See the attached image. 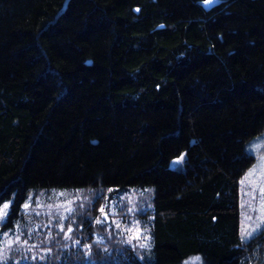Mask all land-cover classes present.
I'll use <instances>...</instances> for the list:
<instances>
[{
	"label": "trees",
	"instance_id": "16d2710c",
	"mask_svg": "<svg viewBox=\"0 0 264 264\" xmlns=\"http://www.w3.org/2000/svg\"><path fill=\"white\" fill-rule=\"evenodd\" d=\"M263 127L264 0H0V202L153 191L142 252L104 232L25 264H254L239 178Z\"/></svg>",
	"mask_w": 264,
	"mask_h": 264
},
{
	"label": "rangeland",
	"instance_id": "374dc122",
	"mask_svg": "<svg viewBox=\"0 0 264 264\" xmlns=\"http://www.w3.org/2000/svg\"><path fill=\"white\" fill-rule=\"evenodd\" d=\"M245 149L254 154V160L239 178V236L244 241L264 228V127L246 141ZM178 160L174 158L171 164ZM152 196L149 185L129 187L99 199L87 187L38 188L28 190L13 213L15 197H5L0 206L10 202V207L0 221V264L47 262L51 254L65 252L69 245H78L87 254L91 241L105 238L104 232L142 252L150 244ZM101 208L103 215L97 218ZM90 217L104 223V229L81 227L80 221ZM253 249L254 264H264V238L258 239ZM201 263L200 254L181 261Z\"/></svg>",
	"mask_w": 264,
	"mask_h": 264
},
{
	"label": "snow or ice",
	"instance_id": "6c2138e0",
	"mask_svg": "<svg viewBox=\"0 0 264 264\" xmlns=\"http://www.w3.org/2000/svg\"><path fill=\"white\" fill-rule=\"evenodd\" d=\"M212 2H213V0H205L206 4H209V3H212ZM252 171L253 172L255 171V167H254V169ZM9 207H10V202L4 203L2 206H0V221H3L6 218V216L8 214ZM27 207H28V205L25 204V208H27ZM101 212L103 213V208H101ZM97 222L99 223L100 221L98 220ZM257 227H259V225ZM68 231L70 232L71 228H69ZM136 235L137 236L139 235V230H137ZM246 235H248V234L246 233ZM0 259H2V257H0Z\"/></svg>",
	"mask_w": 264,
	"mask_h": 264
}]
</instances>
